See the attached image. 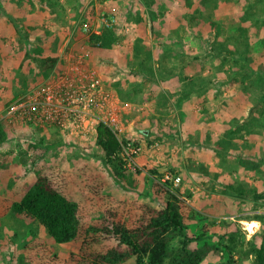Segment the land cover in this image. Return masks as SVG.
<instances>
[{"label":"rangeland","instance_id":"obj_1","mask_svg":"<svg viewBox=\"0 0 264 264\" xmlns=\"http://www.w3.org/2000/svg\"><path fill=\"white\" fill-rule=\"evenodd\" d=\"M52 2L0 0V120L10 100L42 87L51 76L35 59L39 47L60 58L86 46L80 27L104 28L103 18L116 9V44L85 48L87 65L98 70L122 104V139L138 148L135 186L113 178L96 139L83 142L53 126L7 122L11 135L0 151L13 153L0 167V264H85L79 244L57 243L38 221L11 210L35 180L37 164L77 203L83 226L98 222L109 210L134 225L144 204L166 203L153 190L149 170L164 180H172L167 174L180 176L178 184L172 181L184 201L188 228L183 232L196 236L209 230L208 239L193 241L190 248L217 243L223 233L227 238L232 232L237 242L225 243L232 246L235 264H252L244 252L259 246L264 234V112L258 102L264 79L252 74L245 86L243 61L236 63L232 56L223 62L215 51L222 45L234 49L232 37L239 34V25L245 26L243 51L256 66L264 65V0H156L150 17L139 0ZM248 7H254L253 13L243 21ZM138 39L153 49L152 70L137 65ZM174 78L181 85L172 91L165 82ZM251 221L258 222L254 232L245 224ZM114 244V238L98 236L89 250ZM228 259L221 245L200 264H234Z\"/></svg>","mask_w":264,"mask_h":264},{"label":"trees","instance_id":"obj_2","mask_svg":"<svg viewBox=\"0 0 264 264\" xmlns=\"http://www.w3.org/2000/svg\"><path fill=\"white\" fill-rule=\"evenodd\" d=\"M40 4L52 5L53 0H29ZM148 9V17L156 13V0H139ZM205 2V0H203ZM254 7H248L243 16V21L253 13ZM155 11V12H154ZM157 15V14H156ZM152 18V17H151ZM214 25V24H213ZM151 27L154 29V21L151 19ZM234 49H227L223 45L215 53L223 58V62L232 60L236 63L243 61V83L247 85V79L254 74L255 78L264 79V65L256 66L252 58L243 51L247 46L244 34L245 26L239 25ZM91 44L102 49L112 48L118 41V34L114 26H105L99 33H92ZM146 48L145 56L140 60L138 56ZM41 46L36 51V61L45 75L51 73L63 62L62 57L43 53ZM136 59L139 68L152 70L148 63L153 60V49L144 45L143 39L135 43ZM154 69V68H153ZM155 70H153L154 73ZM239 73V71L237 72ZM146 78H152L145 76ZM155 77V76H154ZM237 79V76L233 77ZM154 79H157L156 77ZM108 87V85L106 84ZM259 96V101L264 112V88ZM11 135V130L5 119L0 120V146L4 145ZM96 143L103 151V161L113 178L121 185L135 186L133 172L126 166L124 161V139H119L108 127L103 124L98 126ZM13 151H0V167L11 158ZM137 172H140L139 170ZM35 180L18 201L11 206L13 213L24 215L38 221L57 243L74 242L79 244L80 250H85V264H124L135 259L136 264H200L210 252L217 253L221 245L229 253V263H236L231 244L225 243L228 239L233 245L237 242L236 234L229 232L219 237L217 243L204 242L203 245L190 248L193 241H202L209 238V230L203 228L196 236H188L184 233L188 226L183 212L184 201L179 197L178 189L172 180H164L163 174L150 169L149 173L154 178L153 190L166 198L164 207H156L144 204L139 218L134 225H129L123 216L117 211H107L96 223L83 226L79 215L78 205L69 199L56 186L52 178L45 174L43 168L37 164L34 167ZM233 190L236 189L230 186ZM210 204H207V206ZM209 207V206H208ZM202 208H207L205 205ZM227 229L230 223L225 222ZM230 229V228H229ZM94 235V237H92ZM99 237H112L115 244L103 249H90L89 244L96 242ZM239 256V254H235ZM244 259L253 258L252 264H264V234L259 246L244 252Z\"/></svg>","mask_w":264,"mask_h":264},{"label":"built area","instance_id":"obj_3","mask_svg":"<svg viewBox=\"0 0 264 264\" xmlns=\"http://www.w3.org/2000/svg\"><path fill=\"white\" fill-rule=\"evenodd\" d=\"M116 10V9H115ZM103 18L104 26L117 23V11ZM89 46L92 33L101 29L92 28L90 23L80 27ZM82 46L63 56L60 68L46 83L28 94L19 96L5 110L4 119L10 126H53L74 139L90 142L97 137L100 124L108 127L119 139L125 132L122 104L116 93L106 86L97 69L87 65L89 51ZM126 166L135 170L134 154L138 148L127 142L123 146ZM175 184L180 176L166 175Z\"/></svg>","mask_w":264,"mask_h":264},{"label":"crops","instance_id":"obj_4","mask_svg":"<svg viewBox=\"0 0 264 264\" xmlns=\"http://www.w3.org/2000/svg\"><path fill=\"white\" fill-rule=\"evenodd\" d=\"M23 9H24V7H23ZM70 10H71V8H69ZM63 58V57H62ZM180 85H181V82H180V80L177 78H174V79H170L168 82H165V87H168L170 90H174V89H177V88H180ZM21 96V95H20ZM18 97H15V98H13L12 100H10V102H9V104L11 103V102H13L14 100H16ZM8 104V105H9ZM7 105V106H8Z\"/></svg>","mask_w":264,"mask_h":264},{"label":"bare ground","instance_id":"obj_5","mask_svg":"<svg viewBox=\"0 0 264 264\" xmlns=\"http://www.w3.org/2000/svg\"><path fill=\"white\" fill-rule=\"evenodd\" d=\"M245 224L251 232H254L256 230V227L258 226V222L256 221L245 222Z\"/></svg>","mask_w":264,"mask_h":264}]
</instances>
